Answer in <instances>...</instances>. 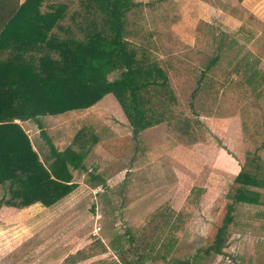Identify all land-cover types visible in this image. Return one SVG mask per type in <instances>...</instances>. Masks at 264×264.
Masks as SVG:
<instances>
[{
    "label": "rangeland",
    "instance_id": "1",
    "mask_svg": "<svg viewBox=\"0 0 264 264\" xmlns=\"http://www.w3.org/2000/svg\"><path fill=\"white\" fill-rule=\"evenodd\" d=\"M140 1L127 14L126 38L166 70L174 112L198 115L196 140L164 122L141 131L138 141L121 134L108 143L117 135L108 122L121 125L110 106L44 119L61 148L83 124L94 125L101 140L58 204L7 206L0 185V264L19 235L29 248L23 264H112L120 252L133 264H175L196 253L199 264H264V183L250 187L260 193L258 204L233 197L241 168L264 182V0ZM22 126L44 159L38 129ZM90 172L102 173L104 184L92 182ZM226 214L232 220L223 253L204 255Z\"/></svg>",
    "mask_w": 264,
    "mask_h": 264
},
{
    "label": "trees",
    "instance_id": "2",
    "mask_svg": "<svg viewBox=\"0 0 264 264\" xmlns=\"http://www.w3.org/2000/svg\"><path fill=\"white\" fill-rule=\"evenodd\" d=\"M141 4L140 0H0V185L5 187L7 206L22 208L36 202L50 206L77 186L74 171L87 169L84 158L101 140L98 130L83 124L61 148L47 134L44 119L89 108L106 94L118 102L135 140L141 131L164 122L189 138L185 140H196L202 123L198 115L191 120L174 112L177 97L166 70L126 38L127 14ZM243 29L241 25L238 32ZM218 59L213 56L205 70ZM189 108L191 116L196 114L192 104ZM24 121L36 124L47 147L44 159L23 128ZM89 178L105 182L99 173L90 172ZM234 181L236 204L259 203L260 193L250 187L262 186L261 179L241 168ZM231 220L230 214L224 216L204 255L223 253ZM196 254L176 259L175 264H199L203 256ZM118 257L122 264H133L122 252Z\"/></svg>",
    "mask_w": 264,
    "mask_h": 264
},
{
    "label": "crops",
    "instance_id": "3",
    "mask_svg": "<svg viewBox=\"0 0 264 264\" xmlns=\"http://www.w3.org/2000/svg\"><path fill=\"white\" fill-rule=\"evenodd\" d=\"M112 94H106L105 96H103L97 103H95L93 106L91 107H96V106H100L101 109H108L107 107L110 106L112 108V112L114 111L115 113V116L117 117L118 119V122H121V125L120 124H117V123H110L108 122V125L109 127L115 131L117 133V135L114 137V139H109L107 140L108 143H112V142H115L116 140L118 141L119 140V135L123 134L125 135H129V136H132L131 134V128H130V125L126 119V116L124 115L122 109L119 107V105H117V103L114 101V98L111 96ZM109 104V105H107ZM91 107L89 108H86V110H89V109H92ZM85 109L83 110H80V111H84ZM73 112H76V111H71V113ZM70 113V112H69ZM106 115H109V114H106ZM56 117H59V116H56ZM56 117H49L48 119L45 118V120H48L51 122L52 119H55ZM23 124H25L26 126H30V129H34L35 127L37 128L36 124L32 121H24ZM32 124L35 125L32 126ZM32 126V127H31ZM38 129V128H37ZM150 128H147L145 130H149ZM26 131V130H25ZM107 143V144H108ZM131 147H135L133 145L130 146ZM129 150V149H128ZM128 150H124V152L128 151ZM96 152V151H95ZM94 152V153H95ZM123 152V153H124ZM97 154V153H96ZM98 156V155H97ZM95 166V165H94ZM100 173V172H98ZM102 175V173H100ZM103 178L105 179V176L102 175ZM74 179V178H73ZM76 182V181H75ZM61 200H59L58 202H56L57 204L60 203ZM55 203V204H56ZM37 204H40V203H33L32 205H37ZM42 205V204H41ZM54 205V204H53ZM44 206V205H42ZM52 206V205H51ZM49 206V207H51ZM56 206V205H55ZM31 207V205H30ZM44 207H47V206H44ZM14 209V208H13ZM26 239L24 238V235H19L18 238H16L15 240H13L11 246H9V250L6 251V261H7V264H23L24 260H25V257L28 256V253H29V248L26 244ZM104 247H102L101 249H103ZM58 250L60 251L61 250V247L58 248ZM107 252L105 250H103L101 253H100V257H104L105 254ZM94 261V260H92ZM100 262H98L99 264ZM109 264H111V262H108ZM85 264H88V263H85ZM102 264V263H101Z\"/></svg>",
    "mask_w": 264,
    "mask_h": 264
},
{
    "label": "built area",
    "instance_id": "4",
    "mask_svg": "<svg viewBox=\"0 0 264 264\" xmlns=\"http://www.w3.org/2000/svg\"><path fill=\"white\" fill-rule=\"evenodd\" d=\"M16 122H19V120H15ZM94 233H97V232H94Z\"/></svg>",
    "mask_w": 264,
    "mask_h": 264
}]
</instances>
